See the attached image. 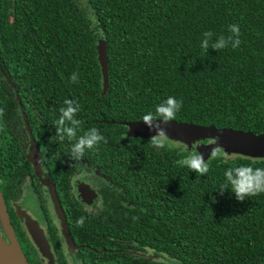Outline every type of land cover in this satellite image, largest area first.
I'll return each mask as SVG.
<instances>
[{
	"label": "trees",
	"instance_id": "trees-1",
	"mask_svg": "<svg viewBox=\"0 0 264 264\" xmlns=\"http://www.w3.org/2000/svg\"><path fill=\"white\" fill-rule=\"evenodd\" d=\"M231 24L240 28L238 48L200 47L205 31L215 40L229 35ZM0 66L26 108L72 234H81L75 242L85 245L82 264H264V193L238 202L230 186L219 191L226 169L264 168V159L214 157L213 149L201 177L176 161L212 140L156 149L129 128L174 96L182 101L177 123L264 133V0H0ZM73 72L80 76L76 84L69 81ZM65 99L80 105L77 135L95 127L107 141L81 161L70 159L74 141L55 138ZM5 134L0 192L6 208L21 193V176L31 172L28 164H8ZM83 160L113 184L98 208L108 210V222L104 214L81 213L67 196L70 178L88 170ZM19 235L28 263L41 264L24 231ZM130 236L138 254L114 243ZM53 245L58 248L56 239ZM103 248L108 251L100 253ZM59 264H67L63 256Z\"/></svg>",
	"mask_w": 264,
	"mask_h": 264
},
{
	"label": "flooded vegetation",
	"instance_id": "flooded-vegetation-1",
	"mask_svg": "<svg viewBox=\"0 0 264 264\" xmlns=\"http://www.w3.org/2000/svg\"><path fill=\"white\" fill-rule=\"evenodd\" d=\"M0 78H2L0 81V109H3L5 114L3 116V119L5 120L0 124V137H2V131L5 130L6 134L4 143L6 154L8 155L7 161L11 167L19 165L25 166V164H28L26 167L31 172L27 175L23 174L21 176L23 177V182L21 184V193L19 197L16 199L10 198L5 202L6 212L10 226L13 230L14 237L21 251L28 256V259H30L26 251V246L24 243H22L19 235L20 229L24 231L27 240L34 246L41 264H47V261L41 257L35 245L31 241L25 228L23 219L18 216L16 210L19 208L28 214L33 220H35L38 223L40 229L43 231L44 236L50 245V250L54 258V264H59L60 256H63L67 262L65 250H67L69 255L73 257L74 262L78 260L80 261V264H82L79 253L85 245L81 243V240L77 243L75 242L79 240L81 234H79V236L77 235L76 238H74L72 234V230L69 227V223L67 221V212L62 207L61 199L58 196L57 189L51 176V171L49 170V166L46 164L44 157L41 154L39 139L34 137L32 134V129L27 120V115L25 112L26 108L19 97L16 87L8 76L7 68L5 66H0ZM10 96L12 97V100L9 99ZM10 111L16 112V115L13 114L15 116L14 120H12V117L9 116ZM82 162L85 163L88 170L83 169L73 178H70V181L68 182L67 196H71V200L76 205H78L77 210H79L81 213H85L86 215L104 214V220L105 222H108L110 220L108 218V210H99L98 208L103 207L104 200L101 197L102 193L105 192L107 194V192L111 190L110 187H112L113 184H111L106 177L102 176V174L96 168L91 167L90 163L86 162L85 160ZM35 182H37V188L34 186ZM48 183L52 185L62 207L63 217L70 238V245L63 234L61 221L54 209L49 187L46 185ZM84 185L88 186L95 194L90 204L83 202V199L80 196V186ZM106 194H104V196H106ZM84 195H87V193ZM64 198H66L65 195ZM28 199H31L32 201L34 200V205H36L37 208L36 213H32L30 209L26 210V207L24 208L23 203L29 202ZM42 200L44 201L43 205L46 207L47 215L43 210V205L41 203ZM120 212L126 214L127 210H120ZM47 217H49V219L52 221L51 230L49 229L48 222L46 221ZM51 232H53V235ZM125 234L127 233L125 232ZM105 238L111 239V237ZM54 239H56L57 243L59 244L58 248H55L53 245ZM113 240L115 241H113L115 244L121 243L125 247L126 252L132 255L138 254L137 251L139 248L137 247L136 240L133 237L130 240L125 237H123V240ZM104 250L108 251V249L103 248L100 253H102ZM149 254V252L146 253L147 256Z\"/></svg>",
	"mask_w": 264,
	"mask_h": 264
},
{
	"label": "clouds",
	"instance_id": "clouds-1",
	"mask_svg": "<svg viewBox=\"0 0 264 264\" xmlns=\"http://www.w3.org/2000/svg\"><path fill=\"white\" fill-rule=\"evenodd\" d=\"M229 35H221L213 40L214 33L205 31L200 47L207 52L209 48L219 51L227 47L236 49L240 46V28L237 24H231L228 28ZM80 76L78 72H73L69 81L72 84L79 82ZM64 106L59 109V117L55 121V138L63 143L65 140L74 141L70 147V159L74 162L81 161L86 151L95 150L103 142L107 143L105 137L95 127L84 131L82 135H77L81 130L83 122L77 118L80 112V105L70 99L63 101ZM182 107V101L177 100L174 96H169L161 103L156 105L154 112H148L142 117L143 124L155 135L151 136L150 143L156 149L166 147L169 140L166 125L174 121L177 113ZM4 116V110L0 109V118ZM213 143L218 144V137L213 139ZM223 154L221 147L217 146L212 156L220 157ZM180 167H187L191 172L205 176L208 173L209 166L205 162L203 156L197 152L185 156L183 159L176 161ZM225 184L220 191L221 194L225 190H229L234 194L238 202L245 201L246 198L258 196L264 193V168H252L249 166H241L236 168H228L224 172ZM135 219V217L133 218ZM83 218L77 221V226H83ZM67 264H80V261L74 262L73 257L65 250Z\"/></svg>",
	"mask_w": 264,
	"mask_h": 264
},
{
	"label": "water",
	"instance_id": "water-1",
	"mask_svg": "<svg viewBox=\"0 0 264 264\" xmlns=\"http://www.w3.org/2000/svg\"><path fill=\"white\" fill-rule=\"evenodd\" d=\"M98 58L102 71L106 73L107 59L104 43H100L98 46ZM165 127L169 141L181 144H189L191 142L202 140L213 141L214 138L218 137V144L211 143L198 148L197 151L203 156L205 162L210 158L211 151L217 146L222 148L223 153L226 156H242L258 160L264 159V133L254 134L252 132L234 131L227 128L217 129L214 127H202L193 124L177 123L175 121L169 122ZM129 128L131 135L134 137L151 138V136L155 135V132L150 131L142 121L130 123ZM46 185L49 187L54 209L61 221L63 234L70 245V238L63 217L62 207L52 185L50 183ZM80 187V196L83 199V202L90 204L95 196L94 192L88 186L84 185ZM85 193H87V195H84ZM16 211L18 216L23 219L28 235L35 245L38 253L47 261V264H54V258L50 250V245L47 242L43 231L38 226V223L19 208H17ZM0 221H2L4 228L7 229V231L8 229L11 231L13 236L12 238L14 240L11 245H9L0 236V242H2L4 246H6L9 251H11L14 256L19 259L21 264H29L14 237L1 192Z\"/></svg>",
	"mask_w": 264,
	"mask_h": 264
},
{
	"label": "rangeland",
	"instance_id": "rangeland-1",
	"mask_svg": "<svg viewBox=\"0 0 264 264\" xmlns=\"http://www.w3.org/2000/svg\"><path fill=\"white\" fill-rule=\"evenodd\" d=\"M168 144L171 145V144H175V145H182L181 143H176V142H172V141H168ZM29 202H25L23 203L24 204V208L26 207V210L30 209L32 213H36L37 212V208H36V205L34 200L32 201L31 199H28ZM0 227H1V238L9 245H11L12 241L13 240V236H12V233L11 231L8 229H5L4 228V225L2 223V221H0Z\"/></svg>",
	"mask_w": 264,
	"mask_h": 264
},
{
	"label": "bare ground",
	"instance_id": "bare-ground-1",
	"mask_svg": "<svg viewBox=\"0 0 264 264\" xmlns=\"http://www.w3.org/2000/svg\"><path fill=\"white\" fill-rule=\"evenodd\" d=\"M0 264H21L19 259L0 242Z\"/></svg>",
	"mask_w": 264,
	"mask_h": 264
}]
</instances>
